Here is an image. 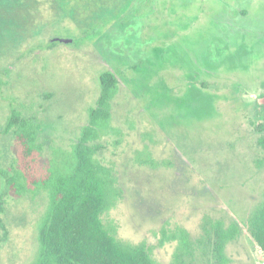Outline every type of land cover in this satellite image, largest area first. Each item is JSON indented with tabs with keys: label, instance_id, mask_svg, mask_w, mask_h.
Wrapping results in <instances>:
<instances>
[{
	"label": "rangeland",
	"instance_id": "obj_1",
	"mask_svg": "<svg viewBox=\"0 0 264 264\" xmlns=\"http://www.w3.org/2000/svg\"><path fill=\"white\" fill-rule=\"evenodd\" d=\"M84 3L0 0V167L26 186L17 197L0 177V264L36 261L44 182L73 163L108 70L120 83L100 157L117 168L123 198L106 225L155 264H264L249 230L264 199V0H128L106 37L101 20L90 32L72 19ZM198 68L197 85L217 96L202 120L180 106ZM11 110L43 125L28 166L4 132ZM234 227L219 253L217 232Z\"/></svg>",
	"mask_w": 264,
	"mask_h": 264
},
{
	"label": "trees",
	"instance_id": "obj_2",
	"mask_svg": "<svg viewBox=\"0 0 264 264\" xmlns=\"http://www.w3.org/2000/svg\"><path fill=\"white\" fill-rule=\"evenodd\" d=\"M78 8L73 7L71 11L76 24L85 31L94 32L98 20H101L105 32H100L99 37H106L104 22L113 21L117 27L119 24L116 20L128 10V0H85ZM252 51L247 52L250 53L249 57L253 55ZM216 57L219 61L220 54L216 53ZM244 57L242 55L240 59ZM137 65L144 67L145 61L140 59L138 64L133 65L135 70L138 69ZM196 71V81L193 84L188 82L187 91L180 98V106L183 110L189 108L196 111L197 118L202 120L216 113L217 96L207 91L204 82L197 85L198 78L205 73L199 68ZM119 83L118 76L111 70L100 75L101 92L96 105L88 111L86 125L75 139L73 163L64 170L53 172L44 182L48 188L49 203L39 225L40 252L33 264H155L144 245L124 244L104 222L105 214L123 198L117 168L103 162L100 157L102 140L110 128L112 103ZM140 90L144 91V88ZM11 111L4 132L16 138L22 149L23 162L28 166L39 150L37 142L43 125L18 110ZM259 142L264 149V136ZM0 177L7 187V193L24 196L26 186L14 168L0 167ZM0 226L4 229L1 214ZM249 230L264 255V199L249 220ZM236 232L237 227L229 234L217 232L215 245L219 253L234 239Z\"/></svg>",
	"mask_w": 264,
	"mask_h": 264
},
{
	"label": "water",
	"instance_id": "obj_3",
	"mask_svg": "<svg viewBox=\"0 0 264 264\" xmlns=\"http://www.w3.org/2000/svg\"><path fill=\"white\" fill-rule=\"evenodd\" d=\"M63 43V44H71L73 41L72 39L67 38H54L52 39L51 43Z\"/></svg>",
	"mask_w": 264,
	"mask_h": 264
}]
</instances>
